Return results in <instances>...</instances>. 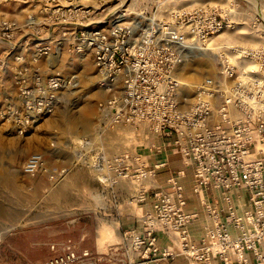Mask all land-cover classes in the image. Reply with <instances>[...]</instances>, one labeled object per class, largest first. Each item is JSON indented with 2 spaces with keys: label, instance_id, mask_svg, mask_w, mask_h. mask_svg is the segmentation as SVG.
<instances>
[{
  "label": "built area",
  "instance_id": "1",
  "mask_svg": "<svg viewBox=\"0 0 264 264\" xmlns=\"http://www.w3.org/2000/svg\"><path fill=\"white\" fill-rule=\"evenodd\" d=\"M15 25L3 21L2 35L12 34ZM76 25H80L77 52L94 53L104 80L100 85L121 77L120 96L99 104L102 120L132 126L146 142L160 137L162 147L177 148L184 165L193 169L194 191L214 186L223 192L224 203L203 202L212 222L200 244L195 242L190 226L197 214L186 209L188 200L178 177L182 170L168 179L170 190L154 189V210L144 215L142 230L132 227L123 232L124 246L99 253L72 238L55 239L48 244L50 256L40 264H150L174 258V251L159 247L160 230L176 236L189 264H264V46L220 49L216 75L205 76L196 85L194 103L186 106L177 69L184 54L232 26L217 8H174L163 19L123 8L104 20ZM58 75L40 85V96L24 90L32 116L53 110L59 92L70 83ZM29 121H21L23 129ZM135 159L133 173L122 167L119 174L135 178L138 188L165 167L164 162L150 167L140 153ZM44 162L42 152H33L22 171L33 175ZM140 189L138 200L145 201L148 183ZM233 191L248 193L243 208L238 209Z\"/></svg>",
  "mask_w": 264,
  "mask_h": 264
},
{
  "label": "rangeland",
  "instance_id": "2",
  "mask_svg": "<svg viewBox=\"0 0 264 264\" xmlns=\"http://www.w3.org/2000/svg\"><path fill=\"white\" fill-rule=\"evenodd\" d=\"M199 5L217 8L232 26L184 54L177 75L188 61L197 65L201 51L214 62L198 73L195 85L216 75L219 51L264 46V0H0V24H16L9 36L0 30V264H40L55 239L72 238L99 253L124 246L127 229L119 212L127 202L145 201L132 196H140L138 181L119 170L133 173L146 141L132 126L102 120L99 104L120 96L121 77L100 85L94 53L77 52L76 24L123 8L163 19L174 8ZM54 73L70 83L51 112L32 116L24 90L40 96V85ZM195 90L188 97L180 90L186 106L194 103ZM22 120H30L24 129ZM37 151L44 166L24 174V162Z\"/></svg>",
  "mask_w": 264,
  "mask_h": 264
},
{
  "label": "crops",
  "instance_id": "3",
  "mask_svg": "<svg viewBox=\"0 0 264 264\" xmlns=\"http://www.w3.org/2000/svg\"><path fill=\"white\" fill-rule=\"evenodd\" d=\"M163 142L162 138L152 136L148 142H145L140 146L139 153L142 156V159L147 162L150 167L161 162L165 163V167L158 169L155 176L148 178L149 190L146 192V200L144 203L141 204L137 201L130 202V204L127 202L125 204L127 207L122 208L121 212H119L120 225L122 226V229L137 227L142 230L144 228V215L154 210V189L163 188L165 190H170L168 179L183 170L184 172L178 177L179 181L184 186L185 195L188 200L186 209L189 212L197 214V218L190 226L191 238L200 244L206 226L212 222V219L209 217L203 206V202H209L214 206H222L224 203L223 192L214 186L200 192H195L194 187L196 181L193 169L184 165L183 158L177 148L173 146H167L164 148L162 147ZM158 149L161 150L159 151ZM143 184L144 183L141 184L140 188ZM232 197L234 198L238 209L243 208L249 200L248 193L245 191L241 193L233 191ZM157 243L161 249L167 248L168 250L174 251L177 255L174 258L157 260L150 264H189V259L180 252L174 234H168L163 230L158 231Z\"/></svg>",
  "mask_w": 264,
  "mask_h": 264
},
{
  "label": "bare ground",
  "instance_id": "4",
  "mask_svg": "<svg viewBox=\"0 0 264 264\" xmlns=\"http://www.w3.org/2000/svg\"><path fill=\"white\" fill-rule=\"evenodd\" d=\"M200 54H201V57H199L200 60L196 63L197 65H195V63L193 62L188 61L187 63L184 64V66H182V68L180 69V72L177 75L178 78H180V80L182 81L181 92L183 95H186L187 97L189 96L191 91L193 92V90H195V87H196L195 81L198 77V73L203 69H211L214 65V62L209 58L208 55H206L204 51H201ZM178 69H177V72H178ZM119 138L121 137L119 136ZM132 196L139 197L137 192L132 193Z\"/></svg>",
  "mask_w": 264,
  "mask_h": 264
}]
</instances>
